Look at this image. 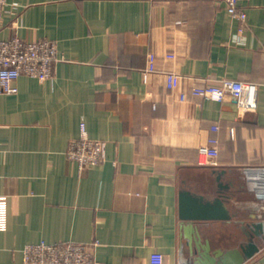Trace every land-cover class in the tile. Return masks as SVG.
<instances>
[{"label":"crops","instance_id":"obj_1","mask_svg":"<svg viewBox=\"0 0 264 264\" xmlns=\"http://www.w3.org/2000/svg\"><path fill=\"white\" fill-rule=\"evenodd\" d=\"M6 1L0 40H51L58 61L50 80L0 87V264L39 242H97L100 264H188L179 192L211 199L219 184L233 217L198 224L202 241L238 248L231 224L256 225L244 264H264V0L239 2L245 20L204 1ZM224 80L256 84V108L191 94ZM82 128L106 150L80 171L66 151Z\"/></svg>","mask_w":264,"mask_h":264},{"label":"built area","instance_id":"obj_2","mask_svg":"<svg viewBox=\"0 0 264 264\" xmlns=\"http://www.w3.org/2000/svg\"><path fill=\"white\" fill-rule=\"evenodd\" d=\"M156 2H190L204 1L224 5L228 14L238 20H245V11L239 8L241 0H152ZM10 6L6 0H0V30L3 27L4 15ZM15 7L11 5V7ZM58 61L56 44L48 39L24 41L17 36L0 40V87L4 94H14L15 82L21 76L39 80H50L53 77V65ZM173 74L167 75L171 84ZM194 97L223 102L231 97L243 110L256 108L257 85L234 80H224L218 86H194L191 89ZM106 144L86 136L84 128L79 138L70 142L66 157L74 162L80 171L93 168L103 163ZM97 242L89 244L60 242L49 244L39 242L26 245L22 250V264H100L94 255Z\"/></svg>","mask_w":264,"mask_h":264},{"label":"water","instance_id":"obj_3","mask_svg":"<svg viewBox=\"0 0 264 264\" xmlns=\"http://www.w3.org/2000/svg\"><path fill=\"white\" fill-rule=\"evenodd\" d=\"M223 173L217 175V181ZM217 195L209 199L197 195L187 189L179 192V218L181 224V237L186 241L189 254L193 257L188 264H244L259 252L254 242L259 237L258 226L251 229L247 242L238 248L221 250L211 248L209 240L202 241L198 224L212 221H231L233 215L226 206L229 196L224 195L219 184ZM225 188H227L225 186Z\"/></svg>","mask_w":264,"mask_h":264},{"label":"rangeland","instance_id":"obj_4","mask_svg":"<svg viewBox=\"0 0 264 264\" xmlns=\"http://www.w3.org/2000/svg\"><path fill=\"white\" fill-rule=\"evenodd\" d=\"M239 223H234V224H231V229L230 230H233L234 232V238H235V243L237 244L239 241H244L245 240V237L246 239H248V234L251 232H246L247 229H242L243 230V234L240 232V228H239ZM245 233V234H244ZM251 234V233H250Z\"/></svg>","mask_w":264,"mask_h":264}]
</instances>
